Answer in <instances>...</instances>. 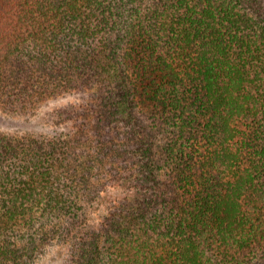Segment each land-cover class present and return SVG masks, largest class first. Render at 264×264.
Listing matches in <instances>:
<instances>
[{
    "label": "trees",
    "instance_id": "16d2710c",
    "mask_svg": "<svg viewBox=\"0 0 264 264\" xmlns=\"http://www.w3.org/2000/svg\"><path fill=\"white\" fill-rule=\"evenodd\" d=\"M0 117V264H264V0H0Z\"/></svg>",
    "mask_w": 264,
    "mask_h": 264
},
{
    "label": "rangeland",
    "instance_id": "374dc122",
    "mask_svg": "<svg viewBox=\"0 0 264 264\" xmlns=\"http://www.w3.org/2000/svg\"><path fill=\"white\" fill-rule=\"evenodd\" d=\"M30 123L22 119H7L0 117V131H25L35 130L29 126ZM54 250L47 253L37 264H61L62 259H56L53 253Z\"/></svg>",
    "mask_w": 264,
    "mask_h": 264
}]
</instances>
